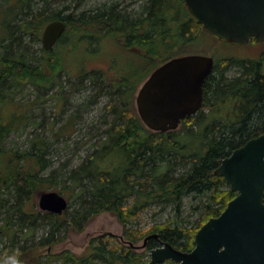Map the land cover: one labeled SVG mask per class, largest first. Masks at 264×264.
<instances>
[{
    "label": "trees",
    "instance_id": "trees-1",
    "mask_svg": "<svg viewBox=\"0 0 264 264\" xmlns=\"http://www.w3.org/2000/svg\"><path fill=\"white\" fill-rule=\"evenodd\" d=\"M82 1L77 0L75 9L66 14L67 5L54 8V0H0L4 15L0 18V197L11 186L14 191L11 194L14 202L6 208L4 218L8 224L18 220L22 227L34 224L37 219L54 224L61 217L24 208L23 199L30 197L29 192L43 190L47 183H55L56 177L62 175L60 168L48 176L41 175L51 165L45 158L46 139L34 137L25 150L4 147L12 132L20 126L34 124L31 105L17 100L25 85L49 92L58 84L59 74H71L68 59L72 51L78 54L73 56L76 60L81 55L82 60L86 57L84 53L88 54L85 47L92 41L99 43L107 37H121L127 48L141 47L148 71L176 56L177 51L198 40L201 34H209L190 15L184 0H146L135 15L117 4L91 11L78 10ZM57 19L66 23L65 32L54 50L42 46V53L36 55L30 43L39 42L45 26ZM156 57L160 60L158 64ZM234 68H238V73L231 75ZM97 71L84 70L74 90L81 89L84 81L89 80L95 88L94 98L108 96L105 115L111 118L103 131L104 141L66 173L76 191L71 194L75 199L72 204L76 206L69 213L72 225L79 231L95 215L114 214L124 226L122 240L128 245L113 240L111 235L100 236L92 238L89 248L81 255L66 250L55 257L72 264H94L96 260L143 264L144 253L135 252L133 246L151 234L159 236L148 240L151 248L169 242L190 251L200 227L218 216L237 195L223 176L215 174L221 160L248 139L264 133V73L260 64L232 57L215 60L213 72L204 84L202 108L185 117L178 129L170 131H153L138 115L135 93L147 71L136 79L131 71H126L107 80L104 73ZM217 100L226 105L227 113H215ZM7 104L11 109L5 117L2 110ZM235 107L241 111L236 114L240 116L231 111ZM205 110L211 112L205 115ZM191 195L198 199L196 208L201 210L196 225L169 219L146 230L128 227L152 204L161 208L172 206L180 215L184 198ZM67 211L64 213L69 214ZM44 240L50 245L54 243L52 236Z\"/></svg>",
    "mask_w": 264,
    "mask_h": 264
},
{
    "label": "rangeland",
    "instance_id": "rangeland-1",
    "mask_svg": "<svg viewBox=\"0 0 264 264\" xmlns=\"http://www.w3.org/2000/svg\"><path fill=\"white\" fill-rule=\"evenodd\" d=\"M81 1V0H80ZM146 0H83L78 10L91 11L98 7L117 4L119 8L131 15L137 14ZM77 0H54L53 7L62 9L67 5L64 13H69L75 8ZM4 17L0 10V18ZM112 39L105 38L99 43L91 42L85 47V58L76 60L73 56L78 55L72 51L69 55V68L71 74L62 72L57 76L58 84L49 92H43L31 85H25L17 94V100H22L31 105L30 114L32 122L26 127L20 126L19 129L12 132L5 141V149L11 148L13 151L25 150L29 147V141L34 137H44L47 141V154L45 158L49 160L50 168L42 171V176H48L56 169L60 168L61 176L56 177L54 183H47V187L41 191H31L30 197L24 198V208L28 211L45 212L39 206V196L45 191H58L69 200L68 213L75 208L73 185L67 180L66 173L70 168L80 165L83 160L94 151L95 146L104 141L106 133L107 120L111 117L105 115V107L109 101L108 96L104 95L99 99L94 98L95 88L92 87L89 80L84 81L81 89H75L79 86L78 76L84 70H98L97 73H104L106 80L120 77L126 71L132 72L133 79L138 78L147 71L148 62L144 59L145 52L132 45L127 48L123 38ZM36 55H40L42 47L39 42H31ZM185 48V49H184ZM177 51L176 56L184 54H206L212 55L215 60L221 61L224 58H243L251 54H259L264 47L253 48L249 45H235L232 43L220 41L210 34H201L198 40ZM81 53H83L81 49ZM160 60H157L158 64ZM77 64V65H76ZM82 66H85L82 68ZM152 66V63H151ZM150 66V67H151ZM155 68L146 72L147 77ZM238 73V68L231 71V75ZM146 77V78H147ZM145 78V79H146ZM138 85L137 92L145 81ZM112 81V80H111ZM218 101V100H217ZM221 100L215 105V113L220 115L227 113V107L220 104ZM136 106V104H135ZM11 109L7 104L2 115L7 117ZM221 110L223 112H221ZM205 115L211 111L205 110ZM204 115V117H205ZM146 126V125H145ZM147 127V126H146ZM59 132V133H58ZM59 135H58V134ZM13 187L5 189L0 197V264H72L64 263L63 258L55 257L69 250L75 254H83L90 246L92 238L111 235L114 239L123 241L125 230L118 218L110 212H102L95 215L85 225L82 231L77 230L71 223L69 214H61L54 224L43 223L37 219L34 224H27L20 227L18 220H12L10 224L4 219L7 215L6 208L14 202L11 195ZM29 195V194H28ZM76 202V201H75ZM71 204V205H70ZM199 205L198 199L191 196L184 198V205L180 209V215L172 206L161 208L157 204L142 212L137 218L132 220L128 227L130 229L146 230L153 225L161 224L169 219L182 221L184 225H196L201 218V210L196 208ZM195 207V208H194ZM60 224V225H59ZM59 225V226H58ZM52 236L54 243L47 244L44 240ZM143 238L133 246L135 252H143V264L151 263L150 242L143 246ZM128 245V242L123 241ZM160 242L156 247L162 246ZM154 247V248H156ZM167 260L158 264H171ZM174 262V261H172ZM176 263V262H175ZM94 264H109L104 260H96Z\"/></svg>",
    "mask_w": 264,
    "mask_h": 264
},
{
    "label": "water",
    "instance_id": "water-1",
    "mask_svg": "<svg viewBox=\"0 0 264 264\" xmlns=\"http://www.w3.org/2000/svg\"><path fill=\"white\" fill-rule=\"evenodd\" d=\"M190 15L220 41L246 45L251 37L264 40V0H184ZM66 30L61 20L49 22L42 46L52 51ZM215 58L206 54L174 56L157 66L135 97L142 122L153 131L176 130L187 116L203 105L204 84L213 72ZM215 174L223 176L237 195L225 209L196 232L190 251L169 242L153 248L151 263L264 264V133L248 139L221 160ZM42 210L57 215L69 207L58 191L39 196ZM151 234L144 240L146 246Z\"/></svg>",
    "mask_w": 264,
    "mask_h": 264
},
{
    "label": "flooded vegetation",
    "instance_id": "flooded-vegetation-1",
    "mask_svg": "<svg viewBox=\"0 0 264 264\" xmlns=\"http://www.w3.org/2000/svg\"><path fill=\"white\" fill-rule=\"evenodd\" d=\"M246 45L252 46L253 48H259V47H264V40L263 41H257L254 37H251L250 42ZM56 46V45H55ZM259 54H251L249 53V57H243V58H237L240 60H253L256 61L260 64L261 67V71L264 73V49L261 50L260 52H258ZM130 71V70H128ZM203 106V105H202ZM238 106V105H237ZM202 108V107H201ZM200 108V109H201ZM233 113L239 114L241 111L238 109V107L233 108V110H231ZM228 112V111H227ZM198 113V112H197ZM242 115V114H241ZM236 116H240V115H236Z\"/></svg>",
    "mask_w": 264,
    "mask_h": 264
}]
</instances>
